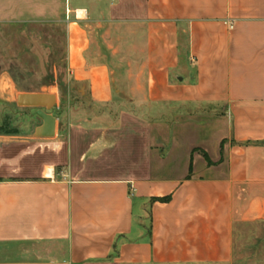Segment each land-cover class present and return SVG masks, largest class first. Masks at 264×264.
I'll list each match as a JSON object with an SVG mask.
<instances>
[{"label":"crops","instance_id":"crops-1","mask_svg":"<svg viewBox=\"0 0 264 264\" xmlns=\"http://www.w3.org/2000/svg\"><path fill=\"white\" fill-rule=\"evenodd\" d=\"M64 14L87 106L0 132V264H231L264 222V0H0V21ZM103 21L134 26L145 76L113 78Z\"/></svg>","mask_w":264,"mask_h":264},{"label":"rangeland","instance_id":"rangeland-1","mask_svg":"<svg viewBox=\"0 0 264 264\" xmlns=\"http://www.w3.org/2000/svg\"><path fill=\"white\" fill-rule=\"evenodd\" d=\"M59 6L49 2L53 12H59ZM67 24L66 14L60 19L42 21H0V132L17 129L19 135L39 138L35 130L43 121L35 108L19 105L18 95L23 92L58 95L59 103L52 110L56 117L65 108L87 106L76 91L72 97L69 94L73 91L66 62ZM87 28L95 53L111 64L113 78L146 75L145 68L142 74L143 63L137 65L134 59L135 42L127 36L134 26L103 21ZM231 264H264V222L239 229Z\"/></svg>","mask_w":264,"mask_h":264},{"label":"water","instance_id":"water-1","mask_svg":"<svg viewBox=\"0 0 264 264\" xmlns=\"http://www.w3.org/2000/svg\"><path fill=\"white\" fill-rule=\"evenodd\" d=\"M57 96L53 93L23 92L18 95L21 106L36 109V114L42 119V124L35 130L37 137H52L56 134L57 117L52 113L56 107Z\"/></svg>","mask_w":264,"mask_h":264},{"label":"trees","instance_id":"trees-1","mask_svg":"<svg viewBox=\"0 0 264 264\" xmlns=\"http://www.w3.org/2000/svg\"><path fill=\"white\" fill-rule=\"evenodd\" d=\"M7 133L17 134L18 133V130L17 129H10V130L7 131ZM205 156L207 157V154L206 153H205Z\"/></svg>","mask_w":264,"mask_h":264},{"label":"bare ground","instance_id":"bare-ground-1","mask_svg":"<svg viewBox=\"0 0 264 264\" xmlns=\"http://www.w3.org/2000/svg\"><path fill=\"white\" fill-rule=\"evenodd\" d=\"M80 13H81V11H80Z\"/></svg>","mask_w":264,"mask_h":264},{"label":"built area","instance_id":"built-area-1","mask_svg":"<svg viewBox=\"0 0 264 264\" xmlns=\"http://www.w3.org/2000/svg\"><path fill=\"white\" fill-rule=\"evenodd\" d=\"M232 26V25H231Z\"/></svg>","mask_w":264,"mask_h":264}]
</instances>
